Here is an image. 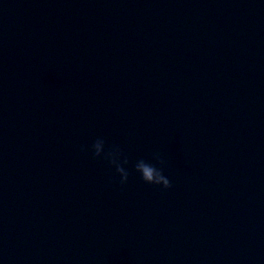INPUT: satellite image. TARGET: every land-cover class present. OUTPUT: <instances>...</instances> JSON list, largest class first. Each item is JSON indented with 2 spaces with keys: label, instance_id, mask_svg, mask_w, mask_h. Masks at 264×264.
Segmentation results:
<instances>
[{
  "label": "water",
  "instance_id": "95a60500",
  "mask_svg": "<svg viewBox=\"0 0 264 264\" xmlns=\"http://www.w3.org/2000/svg\"><path fill=\"white\" fill-rule=\"evenodd\" d=\"M0 264H264V0H0Z\"/></svg>",
  "mask_w": 264,
  "mask_h": 264
},
{
  "label": "clouds",
  "instance_id": "9594fccd",
  "mask_svg": "<svg viewBox=\"0 0 264 264\" xmlns=\"http://www.w3.org/2000/svg\"><path fill=\"white\" fill-rule=\"evenodd\" d=\"M91 151L94 159L103 158L115 169L116 173L120 176L121 185L127 183L129 172L126 170L125 165H127L129 161L119 146L113 145L105 151V141L103 139H97L91 145ZM153 159L156 161V164L161 165V167H157L156 164L140 159L135 164V171L140 174V179L146 184L162 186L163 189L171 188L172 184L164 175L163 171L165 160L162 159L159 154H154Z\"/></svg>",
  "mask_w": 264,
  "mask_h": 264
}]
</instances>
